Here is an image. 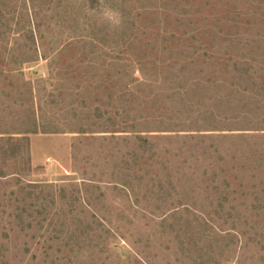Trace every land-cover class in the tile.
I'll return each mask as SVG.
<instances>
[{
	"label": "rangeland",
	"instance_id": "obj_1",
	"mask_svg": "<svg viewBox=\"0 0 264 264\" xmlns=\"http://www.w3.org/2000/svg\"><path fill=\"white\" fill-rule=\"evenodd\" d=\"M105 3L0 0V264H264V0Z\"/></svg>",
	"mask_w": 264,
	"mask_h": 264
},
{
	"label": "clouds",
	"instance_id": "obj_2",
	"mask_svg": "<svg viewBox=\"0 0 264 264\" xmlns=\"http://www.w3.org/2000/svg\"><path fill=\"white\" fill-rule=\"evenodd\" d=\"M96 22L100 26L107 25L110 30H118L124 23V18L119 9L105 3V0H98L97 9L93 10Z\"/></svg>",
	"mask_w": 264,
	"mask_h": 264
},
{
	"label": "trees",
	"instance_id": "obj_3",
	"mask_svg": "<svg viewBox=\"0 0 264 264\" xmlns=\"http://www.w3.org/2000/svg\"><path fill=\"white\" fill-rule=\"evenodd\" d=\"M2 141H5L6 146H9L12 142H15V140H13L12 138H8V139H5V140L3 139Z\"/></svg>",
	"mask_w": 264,
	"mask_h": 264
}]
</instances>
